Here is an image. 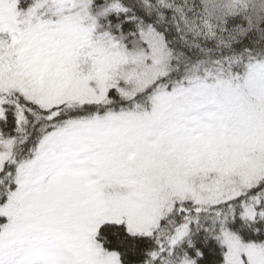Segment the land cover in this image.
Masks as SVG:
<instances>
[{"label":"snow or ice","instance_id":"1","mask_svg":"<svg viewBox=\"0 0 264 264\" xmlns=\"http://www.w3.org/2000/svg\"><path fill=\"white\" fill-rule=\"evenodd\" d=\"M0 264H264V0H0Z\"/></svg>","mask_w":264,"mask_h":264}]
</instances>
